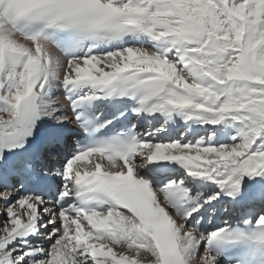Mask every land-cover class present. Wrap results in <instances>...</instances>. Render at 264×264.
Returning a JSON list of instances; mask_svg holds the SVG:
<instances>
[{
  "label": "snow or ice",
  "instance_id": "6c2138e0",
  "mask_svg": "<svg viewBox=\"0 0 264 264\" xmlns=\"http://www.w3.org/2000/svg\"><path fill=\"white\" fill-rule=\"evenodd\" d=\"M0 264H264V0H0Z\"/></svg>",
  "mask_w": 264,
  "mask_h": 264
}]
</instances>
